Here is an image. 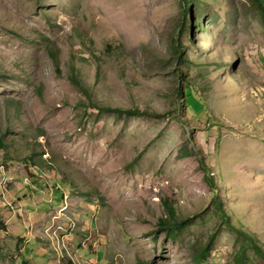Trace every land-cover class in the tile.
I'll return each instance as SVG.
<instances>
[{"label":"rangeland","instance_id":"1","mask_svg":"<svg viewBox=\"0 0 264 264\" xmlns=\"http://www.w3.org/2000/svg\"><path fill=\"white\" fill-rule=\"evenodd\" d=\"M183 7L0 0V264H264V18Z\"/></svg>","mask_w":264,"mask_h":264},{"label":"trees","instance_id":"2","mask_svg":"<svg viewBox=\"0 0 264 264\" xmlns=\"http://www.w3.org/2000/svg\"><path fill=\"white\" fill-rule=\"evenodd\" d=\"M194 2V0H181V3L183 4V11L184 13H186L187 11H189L190 9V6L191 4ZM252 2L254 3L255 7L258 9V11H260V13L262 14L263 18H264V0H252ZM46 52H47V55L49 57V59L51 60V62L53 63V65L55 66V69L58 71V67H59V59H58V52H57V49L53 46H46ZM178 51V50H177ZM179 58L181 59V57L179 56ZM72 81L74 84L77 85V82L72 78ZM189 92L187 90V88H185V91L184 92H181L180 88L177 90V96L179 98L183 97L185 99V101L183 102L184 103V106L186 108L189 107V103L187 102L188 99H189ZM180 103V102H179ZM180 107H182V103H180ZM190 108V107H189ZM193 109V107H191ZM99 110H107V111H110V112H116V113H119V114H125L129 117H132V116H137V115H152L154 117H162L163 114H154V113H147V112H140L139 110L135 109V110H123V109H118V108H115V109H109V108H106V109H99ZM200 109H196V111H199ZM198 115H200L198 112H196ZM8 145L4 142V135H0V150L2 149H5L7 151L8 149ZM8 155V154H7ZM32 157H35V154L32 155ZM32 157L30 158L29 162L31 163L32 166H36V165H41V161L38 162V161H33L32 160ZM5 159H8V157H6ZM206 172V175H205V181L207 182V184L209 185V187H211V191L212 192H216V190L214 189V183L213 181L211 180L212 179V176L209 175V172H207V170H205ZM162 206L164 207V210L167 212V216L168 218L167 219H160L158 224L160 225V231H164L166 233V236H170L172 235V231L179 226L180 222H176L174 221L177 220L176 218V213L174 212V209L172 207V205H170L168 203L167 200H163L162 201ZM216 208L218 209L219 212H221V209L218 205H216ZM221 216H222V219L224 220V223H228L229 224V218L224 216L222 213H221ZM174 228V229H173ZM237 233L239 235H243V233L241 232V230L237 231ZM251 238V241H250V245L251 247L257 252L258 255H261V256H264V251L260 248V246H258L254 240L252 239V236L250 237ZM203 257V254H197L196 258L199 259V261H201V258ZM198 260V264L200 263ZM242 262H239L238 261V264H241Z\"/></svg>","mask_w":264,"mask_h":264}]
</instances>
